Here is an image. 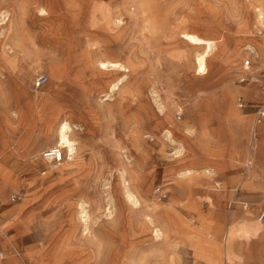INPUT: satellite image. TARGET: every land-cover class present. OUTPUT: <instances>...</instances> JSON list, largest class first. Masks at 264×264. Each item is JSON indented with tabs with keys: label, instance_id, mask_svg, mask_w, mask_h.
<instances>
[{
	"label": "rangeland",
	"instance_id": "obj_1",
	"mask_svg": "<svg viewBox=\"0 0 264 264\" xmlns=\"http://www.w3.org/2000/svg\"><path fill=\"white\" fill-rule=\"evenodd\" d=\"M254 1L0 0V227L21 254L29 243H41L45 232L37 226L49 222L56 225L53 245L75 236L71 264H171V257L177 264H217L198 254L199 239L215 254L227 228L220 213L243 211L258 227L237 232L240 264H264V120L255 123L264 110V23L256 22ZM94 13L119 14L122 24L93 34L100 53L91 57L82 36L93 30ZM183 32L216 41L207 74L194 76L193 55L201 48L181 39ZM94 57L128 71L91 75ZM40 75L48 81L36 90ZM119 79L111 94L109 86ZM228 87L235 91L237 117L224 102ZM27 94L38 98L40 121L25 107ZM158 102L171 127L159 123ZM44 117H66L76 143L74 158L54 170L42 154L54 147L55 120ZM176 127L183 133L175 134ZM252 129L257 146L248 166ZM131 165L148 191L137 195L136 206L121 193L127 178L119 173ZM201 169L221 182L218 191ZM247 176L251 182L241 187ZM155 188L167 197L160 200ZM209 193H223L218 206ZM171 200L174 209L165 213ZM81 207L94 241L82 236ZM10 252L0 241V264Z\"/></svg>",
	"mask_w": 264,
	"mask_h": 264
},
{
	"label": "bare ground",
	"instance_id": "obj_2",
	"mask_svg": "<svg viewBox=\"0 0 264 264\" xmlns=\"http://www.w3.org/2000/svg\"><path fill=\"white\" fill-rule=\"evenodd\" d=\"M251 7L255 12H257L256 22L259 23V25L263 24L264 23V0H255L254 3L251 4ZM38 11L41 15L42 14H45V15L48 14L44 9H39ZM121 24H122V18L120 17L119 14H117L115 17H112L109 14L94 13L93 14V22L91 25L93 30L89 31L88 33L83 34L82 37L85 38V42H83L82 46L86 47V51L88 53H90V55L91 54L92 55L99 54L100 53V47L98 46V43H96L94 41L93 34L97 35L99 33L105 32L106 30L119 28ZM180 38L185 40V42H187L191 45H194L198 48H201V51H197L193 55L192 64H193V68H194V76H203V75L207 74V71H206L207 59L211 55V53L214 51V49L216 47V41L198 37L194 33L191 34V33H185V32L180 34ZM260 46L264 49V41L260 44ZM79 47L80 46H74L72 48L74 49V48H79ZM92 55H91V57H92ZM91 64H92V65H90L91 75H105L108 72H112V71H119V72L128 71V69L125 67L126 65L124 66L118 62L103 61V60H100L96 57L91 59ZM60 78H61V76L58 75L57 79H60ZM253 81L258 82L259 79L254 78ZM121 82H122L121 79H119L116 83L109 86L108 89L111 92V94L113 91L119 90V86L121 85ZM234 94H235V91L232 90L230 87L223 89L224 102L226 104V107L228 108V114L231 117H237V112L233 108V104H232ZM22 100L23 101L26 100L25 107L27 109H29L31 112H33V114L35 115L37 120L40 121V119L38 117V113L41 111V109L38 108V102H37L38 98L36 96H31L30 94H27ZM153 104H154V102H153ZM33 109H34V111H33ZM157 112H159V114H161V116H157L159 123L160 124H167V125H170V127H171L172 121L170 120L169 112L166 113L164 111V106H162V104L160 102L157 103ZM55 118L57 119V117H53L50 119L48 117H44V119L41 121L51 123V122H54V120H55V122H54L55 128L53 129V131H51L55 134L54 147H59L62 149L63 154H64L63 160L71 161L76 154V143L70 137V134L72 132V124H71L72 122L70 123L66 119V117H61V119L59 121H56ZM239 119H240V117H239ZM245 124H246V120L241 121L239 123V125H240L239 129L242 130V128L244 127ZM240 130L236 134L237 138H239L241 136ZM165 132H166L167 137L173 141V135H174L173 132H171V130L169 128ZM174 133L177 135H180L181 133H183L182 127H176ZM229 133L232 135L231 141L233 142L235 134L232 131H230ZM255 134H256L255 129H252V132L250 134V140H249L250 147H248L249 150L247 151V154L245 155V161H244L245 164H247L248 166L253 165L252 153L254 151V147H255L256 142H257V140L254 141L255 140ZM133 143H135V142H133ZM181 151H182V148L177 150L178 153H181ZM211 155L212 154L210 153L209 149L207 148L206 156L212 157ZM48 168L50 170H54L49 165H48ZM134 169H135L134 165H131V166H128L126 169H124L123 172H121L119 174H121L122 179L124 177L127 178V182H125L124 180L122 181V182H124L123 187L121 188V193H122L123 197L128 202H130V204H132L133 206H136L139 204V198L137 195H141V192H143L145 195H148V191L143 190V183H142V181L139 180V177L137 176V172ZM200 172L203 174H209V177H211V175H212V173L206 169H201ZM181 175H182V173H181ZM247 177H244L242 179V182H241L242 186L241 187L248 186V184L251 182L249 180L252 176H247ZM243 180H244V182H243ZM1 182H2V174L0 173V183ZM122 182H121V184H122ZM231 183H232V185L235 184L234 182H231ZM237 188H239V187H237ZM236 189H234V190H236ZM0 195H1V193H0ZM222 196H223V193H209L208 194L210 201L216 206H218V204L220 203ZM172 198H173V196H172ZM173 203H174L173 200H171L166 205V207H164L163 210L165 213H170L171 211H173V209H174ZM80 206H81V204H80ZM109 208L111 210V207H109ZM152 208L154 211H156L158 209V207H155V206H153ZM135 209H137V208H135ZM80 210H81V215L79 217V222L82 224V227H83L82 236H84V237L86 236L87 239L89 238L91 241H94V236H92L90 218L86 214L87 212L85 211L84 208L81 207ZM14 211H15V209L13 208V209L9 210L8 212H6V215H11ZM106 211L108 212L109 210H106ZM242 212L240 214H236V213L232 212V213H229V215L228 214L224 215L223 213H220V218L225 219V221L227 222V228H226L225 237H224V247L219 248V250L215 254H212V251L210 250V247H209L210 242L209 241H206V239L205 240L199 239L200 245L196 251L198 252V254H200L202 256V258L205 261H214L217 264L219 262L220 263L222 262V264H240L241 263L240 262V260H241L240 259V249H239L238 245H236V243H235L236 242L235 238L237 236V232L242 231L243 229L255 230L258 227L257 222L249 220V216L246 213H242ZM110 216H112V215H110ZM37 227H41L44 230V232H45L44 238L42 239V241L39 245L29 243L27 245V247L24 248V252L22 254L13 246L11 239L9 240L8 238L5 237L4 230H3V228L0 227V231H1L0 241L4 245L8 246L9 250L11 251L10 252L11 256L5 258L1 264H71V262L74 259V256L71 253L69 245L72 244L71 242L75 238V236L71 235L70 233L66 234L63 237H61L55 245H53L52 243L54 242V240L56 238V234L54 231V229L56 228V225L54 226L53 224H51L49 222H43ZM30 230H31V228L28 229V231H30ZM36 233H38V232H36ZM32 235H34V234H32V233L27 234V238L29 239V241H30V239H32V237H33ZM155 236H158V230L157 229L155 230ZM51 246H53V250L50 252ZM172 256H174V255H172ZM0 257H1V259H3L2 254L0 255ZM171 264H177V260L175 257H171Z\"/></svg>",
	"mask_w": 264,
	"mask_h": 264
},
{
	"label": "built area",
	"instance_id": "obj_3",
	"mask_svg": "<svg viewBox=\"0 0 264 264\" xmlns=\"http://www.w3.org/2000/svg\"><path fill=\"white\" fill-rule=\"evenodd\" d=\"M249 66H250V61L245 60L244 66H243L244 69H248ZM47 81H48V78L46 76L44 75L38 76L34 81V88L36 90L41 89L47 83ZM239 106L241 107L242 104L240 103ZM263 120H264V110L259 109L256 112L255 123L259 125L263 122ZM42 157L44 161L52 169H56L58 166H60L61 162L63 161L64 154L61 148L52 147V148L46 149L43 152ZM214 188L218 190L220 188V183L219 182L214 183ZM154 195L158 197L160 200H163L167 197V194L164 193L160 188H155ZM263 218H264V214H261L259 220H262Z\"/></svg>",
	"mask_w": 264,
	"mask_h": 264
},
{
	"label": "crops",
	"instance_id": "obj_4",
	"mask_svg": "<svg viewBox=\"0 0 264 264\" xmlns=\"http://www.w3.org/2000/svg\"><path fill=\"white\" fill-rule=\"evenodd\" d=\"M211 177H212V179H214V180H215V181H214V183H216V182H219V183H220V185H221V182H220V181H216V178H215L214 176H211ZM220 188H221V187H220ZM220 188H219V189H220ZM219 189H218V190H219ZM214 190H215V191H218V190H216V189H214Z\"/></svg>",
	"mask_w": 264,
	"mask_h": 264
}]
</instances>
